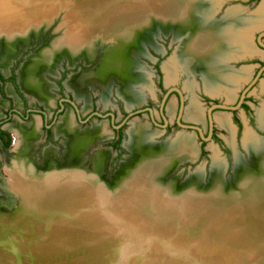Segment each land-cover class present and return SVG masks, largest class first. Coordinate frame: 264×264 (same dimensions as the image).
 <instances>
[{"label": "bare ground", "instance_id": "obj_1", "mask_svg": "<svg viewBox=\"0 0 264 264\" xmlns=\"http://www.w3.org/2000/svg\"><path fill=\"white\" fill-rule=\"evenodd\" d=\"M15 1L17 0H0V12L3 15H8L12 9L17 8ZM29 1L34 5V8H30V11L29 9L26 12L22 11L21 15L33 11L35 13L21 21H8V23L0 24V34L5 32L11 41L17 35L28 37L30 28H33L38 34L42 26H51L58 13L59 15L65 13L59 25L63 30L61 36L44 48L41 53L42 56L39 57L40 59L38 58L39 60L30 65L26 64L20 72L21 83L25 89L41 99L49 108L53 107V96L50 95L47 86L44 84L40 75L41 72L46 69L45 72L55 74L51 71V66L52 64L56 65L65 53H67L70 64H74L82 56V53H85L88 61L93 60L96 44L107 45L109 43L113 46L107 53L109 54L108 57L105 58L108 64L105 61L103 63L110 67L85 72V78L88 80L91 78L94 85L99 84L103 88L105 87L107 92L109 72L122 69L119 71L124 74L116 76L119 85L123 86V88L121 86L122 95L127 98L129 105L133 101L139 103L142 99L141 93L135 87H131V84L142 80L143 76L135 74L134 62H127L128 64L123 66L118 58L121 54L123 55L128 46L137 44L136 34L139 31H144V25H147L148 20L155 18V16L156 19L167 23L180 22V28L176 27V33L182 32L187 28L186 26L191 24L197 26L196 34L194 35V32L189 34L192 41L187 45L186 52L191 53L193 57L196 56L194 58L204 68L206 88L211 93L224 89L231 95L232 87L238 86L239 81L247 79L250 75L248 68L235 72L231 68L229 69V66H223L222 62L226 63L230 58H236V55L252 54L253 52H256L253 54L259 55L257 51L258 53L260 51L245 36L250 27L241 28L242 24L239 22L240 11L247 14V18L255 13L249 14L238 6L230 7L222 21L212 23L210 21L204 22L200 18V15L207 14L209 16L211 14L209 9H212L207 7L210 6L208 5L209 0H162V2L160 0H90L92 4L101 3V5L92 9L87 15L82 14V16H77L80 9L76 5V0ZM43 3H46L47 8L36 11ZM154 6L159 8H151ZM84 10L82 9L81 12L83 13ZM153 10H156V13L152 17ZM182 10L185 11V15L182 14ZM257 12L264 15V3ZM257 21V24L263 23L260 18ZM168 28L171 29V27H163L166 30ZM141 37L143 40L142 32L140 39ZM128 50L129 48L126 52ZM130 52L135 54L136 49H130ZM13 55L14 53L6 52L0 59V66H6ZM5 57L9 61H3ZM186 59L183 61L187 62L186 65L190 63L191 68V63L194 60L188 62ZM167 68L168 80L174 79L176 77L175 70L171 66ZM68 83L79 98L87 102L84 84L79 74L71 76L67 85ZM220 83L222 85H219ZM173 104L172 102L169 105L170 113L174 112L175 104ZM203 115V111L195 100L187 107V118L201 120ZM260 117L261 125L264 126V109L260 110ZM216 119L221 125L229 127L232 133L234 132L226 114L218 113ZM134 120L129 131L130 146L133 149L131 150L139 159L147 156L144 157L146 160H142L138 169L118 190H111L95 173H90L91 171L70 167L69 164L75 160L74 156L77 154V145L80 141H90L97 136L103 138L110 134L103 125L95 128L93 133L87 130L78 131L71 112L66 113L57 126L59 133H64L70 138L69 150L66 154V162L69 166L53 168L40 175L37 174L38 172L35 173L34 167L27 164L24 158L13 161L12 166L7 168L9 188L20 197L22 210L20 208V211H12L14 217L0 213V245L4 247V249L0 248V264H11L13 261H16V264H40L41 261L45 262L49 257H56V259L61 257L62 259L73 253L82 254L84 252H87L86 255L91 259L94 258L98 264L97 260L99 261L100 245L102 244L101 238L104 237V232L108 233V230L99 223L95 224L89 221L86 215H81L80 213H84L85 209L101 214H120V217L128 222L137 223L140 226L145 225L146 227L143 226L145 228L150 222L156 224V227H148L153 231L156 230L160 237L161 235L168 236L166 249L169 252L159 250L157 257L156 254L151 255L150 264H183L186 262L185 259L181 260L179 257L171 255V252L190 255L194 260H198L195 262H200V264H203V261H208L210 264H264V175L260 177L251 174L244 175L240 180L238 192L225 198L216 194H188L182 198H173L171 188L162 187L158 182V177L168 171L175 162L197 159L199 155L196 141L193 137L181 133L177 138H169L170 140L166 142L156 141L155 143L147 124L136 118ZM38 127L37 119L31 126H15L14 130L17 134L15 150L17 153H24V150L28 149L27 147L24 148V141L27 136L34 135L36 138ZM128 144L126 143L127 147ZM245 144L251 151H259V166L264 169V146L260 147L264 143L256 140L253 135L247 134ZM211 147L217 162L218 150L213 145ZM50 159L56 161L54 158ZM122 167L125 165L123 164ZM35 206L47 213L57 209L72 214L78 212L79 216L76 218L78 223L90 222L96 225L97 229L71 224L64 219H54L53 222L47 221L38 212L29 216L28 209ZM24 220L26 224L22 226ZM205 222L208 225H214L208 230L224 231L226 234L228 232L230 243L226 248L222 245V237H226L225 235L219 236L218 240L215 241L210 236L205 237L208 239L206 241L200 240L202 239L199 237L202 234V229L208 227ZM50 224H53L56 229L49 230L50 232L45 234V237L32 243L31 241L37 237L35 230L38 228L45 229ZM30 226L34 229L30 230ZM17 231H20L21 234L19 235ZM89 232H92L93 235H89ZM217 233L219 234V232ZM153 234L158 239V234L155 232ZM143 238L145 239V237ZM160 240L163 241L162 239L157 241L160 242ZM206 245L208 246L206 247ZM94 249H97V252L92 251ZM200 250L203 251L199 254ZM207 254H210L211 257ZM40 256L39 262L34 261L33 257ZM72 260L75 261L73 258Z\"/></svg>", "mask_w": 264, "mask_h": 264}, {"label": "rangeland", "instance_id": "obj_2", "mask_svg": "<svg viewBox=\"0 0 264 264\" xmlns=\"http://www.w3.org/2000/svg\"><path fill=\"white\" fill-rule=\"evenodd\" d=\"M160 2H162V0H160ZM250 2L251 0H247L246 2L234 1V0H230L229 2L225 0L223 2V6L219 8V11H217L216 14L213 16L214 19L213 22L218 23L223 20L226 13L225 10L228 7L238 4H241L242 8L247 13L248 12L252 13L253 11H256L254 12L255 14L253 13L254 14L252 15L253 17L248 14L251 18L250 17L247 18V14L240 11L239 22L240 24H242L240 26L241 28L243 27L246 28L248 26L250 27L248 34L245 36L252 42V45H254L257 50H260L259 53L257 51V54L260 55H255L253 58L251 59L249 58L246 60H238L239 55H236V58H232V59L230 58V60H227L226 63L223 62L221 63L225 67L229 66V69L231 68L232 71L235 72L243 71V69L245 68H248L249 70L248 71L250 74L249 77L247 79L239 81V83L237 84L238 86L232 87L231 95H229L228 92L224 89L215 93H211L207 90L206 77H205L206 74L203 71L204 68L202 67V65L198 64V61H196L195 59L196 56H194L195 57L194 58L191 53L188 54L186 52L187 46H185L186 45L185 42L188 40L189 34L191 33L192 30L187 29L186 31L184 30V32L182 31L181 33H176V27H171V29L168 28V30L163 29V27L162 28L152 27V28H148L147 31L146 30L141 31L142 36L144 37L143 40L142 37L140 39L141 32L140 31L138 32L136 38V40L138 41H136L137 44L135 45V47H133L136 49V53L131 54L130 52L131 54L130 61L132 63L134 62L135 74L136 75L141 74L143 76L142 80L135 81L134 83L131 84V87L133 88L135 87L137 91L141 93V97L142 95L145 97L142 103H139L135 106L141 108L143 104L148 103L150 101L151 103H153L152 105L153 108L155 109L156 118L159 121H161L160 114L157 111L158 104L160 102L161 97L163 96V93L161 92L160 89L159 90L157 89V85H156L157 80L160 79L159 73L161 74L162 82L165 89H169L171 86H178L183 90L186 108L194 100L199 105L200 109L203 111L204 114L209 108V106L213 103H216L217 100L220 101V103H225L228 105H236L242 92L246 89V87L249 86V84L255 78L256 76L255 74H257L260 68L262 67V65H264V56H263L264 50L259 48L255 44L256 38L258 37L259 33L261 31H264V15L263 14L261 15V13L257 12L258 9L264 3V0H257L256 2L252 1L251 3ZM15 5L17 6V8L12 9V11L8 14L11 17H9L8 15H3L2 12H0V24L8 23V21H15V22L21 21L27 18L28 16L32 15L33 13H35L33 11L29 14L21 15L22 11L26 12L28 9L30 11V8H34V5H32L29 0H17L15 1ZM76 5L80 9V12H77V16H82V14L87 15L89 12L92 11V9H95L98 6H100L101 3L92 4L90 0H76ZM46 8H47L46 3H43L36 11L44 10ZM151 8H159V7L154 6ZM82 9L83 10L85 9L83 13L81 12ZM153 12L155 14L156 10H153ZM184 12L185 11L182 10V14H184ZM64 15L65 13H60V15L58 13V15L53 20L51 26L40 28L39 29L40 31L38 32V38L36 37V35L35 37H31L30 39L31 44L26 49L24 48V44H22L23 42L19 44L16 43V46H18L19 51L22 54L19 58L12 60L13 63L11 62L12 64L11 66L17 68L18 71L17 76H18V80L20 81V85H19L20 89L25 95L29 104H31V106L32 105L36 106L40 104L44 105L45 103H43L38 97L32 95V93L26 91L25 86H23V84L21 83L22 81L20 79L21 77L20 69H22L20 68V65L22 64L21 67L24 66V64H26L27 62L26 57L36 56V55L38 56V54H36L35 51L39 49L43 51L45 47L49 46L52 43L53 40L61 36L63 30H61V27H59V25L61 24ZM258 18L262 19L263 23L257 24ZM30 29L32 30L33 28ZM30 29L29 32H31ZM19 38H23V37H19ZM262 40L264 41V36L262 37ZM103 45L104 44H96V49H95L96 52L94 55V59L92 58L93 60L88 61L85 53H82V56L75 62V65L73 67L69 63L67 54L65 53V55L62 56L60 60H58L59 61L57 63L58 67L52 64L51 71H55L56 69L55 67H57V71H59L60 73H62L63 69L68 70L67 76L69 75L74 76L79 74L80 78L85 82L84 88L85 90H87L89 94L90 105L92 106L93 103L95 106L98 107V109L101 112H104L109 108L113 109V111L117 115L116 120L118 121L121 119L120 110L122 108L127 109V105H126L127 98L125 99L120 92L119 89L120 85L116 80L117 74L115 73V70L109 72L110 73L109 74L110 76H108L109 85L106 88L107 92L105 91V87L102 90L101 85L99 84L94 85L92 83L89 84L87 80H84L85 72H89L97 68L100 69L103 67L102 69H104L108 67L105 63H103L105 61V55H106L104 50L107 49L108 46L106 45L103 46ZM3 48H5V46L3 45L2 42H0V55H2ZM14 50L15 49H13L12 47H9L6 49L5 53L9 52L13 54L15 52ZM260 57L262 59V62H260L258 59ZM6 59H7L6 57L3 58V61L7 62ZM183 59H186L188 62L194 60L191 63L192 67L190 68V63L187 64L188 65L187 66L186 65L187 62L183 61ZM33 62L34 61H30L27 65H30ZM169 66H171L175 70V76H176L174 79L171 80H168L169 73L167 67ZM201 69L202 71L200 72ZM45 70L46 69H44V71L41 72L40 75L42 76L44 84L47 86L49 92H51L52 95L54 96L53 110L47 109L48 112L50 111L51 114V112L54 111L57 107L56 102L58 100V93H57L58 90L55 88V82L57 81V78L60 75L58 76V74H51L50 72H45ZM8 72L9 71H7L6 73ZM116 72L118 74L121 73L119 71ZM67 76L66 79L69 78ZM69 83L67 85L65 82L66 85L65 92L71 94L74 97V100L80 106L83 115L86 116L90 112V109L86 110L85 112L83 111L84 105L85 107L89 106V105L87 106L88 104L87 95H86L87 102H85L84 99L79 98L75 90L69 86ZM10 85L11 84L8 83L5 87L6 96H2L0 94V118L5 117V112L7 109L10 108L11 103L14 104L15 108L24 111L23 106L20 105L22 104L21 99L16 95L15 91L11 88ZM219 85L222 84L220 83ZM246 96L248 98V105H249L248 111H245L243 109H237V111L233 113V111L217 110L215 113L214 125L222 143L224 144L228 152L226 151L224 152L223 149H221V147L217 143L213 141H209L206 144L205 143L203 144V146H205L203 150L206 151L205 156L204 154L201 155L200 154L201 141L196 135L195 131H190L186 128H181V127L179 128L173 124L172 125L173 129H171L168 133H166L165 129H163L160 126L154 125L151 122L147 112H145L143 115L136 116V118H139V121H143L147 124L149 128V132L153 134L155 143L156 141L166 142L167 140H170L169 138L171 139L177 138L181 133L193 137L194 140L196 141L199 156L197 159L195 158L196 160L191 159L195 161L184 160L181 162H175V164L172 167H170L168 171L164 172L158 177V182L159 184H161L162 187L171 188L170 191L172 194L171 196H173V198H182L183 196L188 194H197V195L216 194L219 197L223 196L225 198L238 192L240 180L244 175L246 176L251 174L252 176L255 177H260L261 175H264V169H261V167L259 166V157H260L259 151L253 152L245 144V137L247 134L253 135V137L256 140H259L260 142L264 143V126L261 125V117H260V110L264 109V73L261 75L260 79H258L249 88V90L246 93ZM169 101L170 104L172 102L175 104L174 112L170 113L169 110L167 112L168 120L171 123H173L175 121L176 111L178 106L177 96L173 94ZM129 109L131 108H128V110ZM66 110L67 111L65 113H62L59 116L58 123L62 120V117L66 113H68L69 110L71 111L73 117H75V114L71 109V107L67 106ZM218 113H223L227 115L229 122H231L232 131H234L233 133L231 132L229 127H225L218 122V120L216 119V114ZM204 116L205 115H203V118L201 120H192L186 117V112H184L183 114V118L187 122L194 121L198 125H200L203 128L204 135L206 136L208 123L204 118ZM36 119L38 120V126H39L37 129L38 130L37 137L35 138L34 135L27 136L24 141L25 144L24 148L27 147L28 149L24 150L25 154L17 153L14 145V141L17 138V134L14 130L15 126H21V125L31 126L32 123L36 121ZM133 119L134 118H132L131 121ZM74 121L76 122V127L78 131L87 130L90 133H93L95 128L103 125L108 130V133L113 132L112 125L110 124L108 119H98L96 117H93L91 121H89L86 124L78 123L75 119ZM58 123L55 124L53 128L54 137H53V141L51 142L46 141L44 138L42 131V120L39 114L31 115L30 118L26 120H21L20 117H18L16 114H13L12 119L8 120L1 126V128L11 133L13 139V143L10 147H5L0 141V213L1 214H6L7 216H9L12 215V211L13 212L15 210L20 211L21 208L20 206V204L22 203L21 199L20 197H15V193H12V190L9 188V181H8L9 174L7 172V168H10L12 166L13 161L15 159L24 158L27 164H31L34 167L35 173L38 172L37 174L40 175L50 169L64 168L69 165H71L70 167L82 168L89 172L91 171L90 173H95L98 176V178L101 179V181L105 182L111 190H118L119 188H121L124 185V182L132 176L135 170L138 169L142 160L143 159L146 160V158L144 157H146L147 155L139 159L133 154L132 152L133 149L130 146L131 140L130 141L128 140L129 136L126 134L125 131V139H124L125 148L123 155L121 157L119 156L116 157L115 152L112 151L109 145L106 143L107 141H109L108 139L109 137L107 139H103L97 136L90 141L87 140L80 141L77 145L78 147L77 154L76 156H74L75 160L74 162H72V164L68 165L66 162V154L69 150L68 142L70 141V138L66 134L59 133L58 130L56 131ZM130 126L131 124L128 125L126 130H128ZM126 141L129 142L128 147L130 149L125 145ZM211 145H213L218 150L219 154H218L217 162L215 161V157L211 149L212 148ZM262 146L264 145L261 144L260 147ZM50 158H54L56 161H53ZM132 161L133 163L131 164ZM123 164L125 165V167H122ZM101 165H103L102 168ZM27 212L28 214H30L29 216H32L33 214H36L38 212L40 215H42L44 220L47 221L50 220L51 222L55 221L54 219H59V220L64 219L69 221V223L71 224L82 225L90 229H94V228L97 229L96 225L90 222L89 223L87 222L85 224L78 223L76 221L77 220L76 218L79 216L78 212L72 214V213H66L62 209H57L54 212L47 213L45 211H41L36 206L33 208H29ZM80 214L86 215L89 221H92L95 224L99 223L108 230V233L104 232V237L101 235L102 244L100 245L101 252H100V256L98 257L99 261L97 260V262H99L98 264H150L151 255L156 254L157 257L159 250H165V251L167 250L169 252V250L166 249L167 247L166 242L168 241L167 238L168 236L161 235L160 237L159 233L156 230L153 231V229L151 228L156 227V224H153L152 222H150L149 225L147 224L151 228H149L148 226L147 228H145L146 227L145 225L140 226V224L128 222L127 220L120 217L121 216L120 214H116V213L108 215V213L101 214V213H96L93 210L85 209V212ZM11 217L14 216L12 215ZM119 218L120 220H118ZM25 224L26 222L24 220L22 226H24ZM205 225H208V223L205 222ZM211 226L213 227L214 225L210 224L208 225V227H204L202 229V234L201 236H199L202 239L200 238L199 239L206 241L208 239H205V237L208 238V236H210L213 238V241H215L218 240L217 238L219 236L225 235L226 237L224 236L222 237L223 238L222 245L226 248L230 243L228 232L226 234L224 231H216L212 229L208 230V228H211ZM29 229L32 230L34 229V227L32 228V226H30ZM54 229H56V227L53 224L52 225L50 224V226H47L45 229L38 228L37 230H35L36 232L35 235L37 234V237L36 239H33L31 242L35 243L38 240H41L43 237H45V234L50 232L49 230H54ZM17 232L19 233V235L21 234L20 231ZM154 232L158 234L159 236L158 239L153 234ZM217 232H219V234ZM88 234L93 235L92 232H89ZM143 237H145V239ZM137 238L139 239V242H137L138 240ZM159 239H162L163 241L161 240L160 242L157 241ZM137 244L138 247H136ZM207 246L208 245H206V247ZM0 248L4 249L2 245H0ZM92 251L97 252V249H94ZM202 251L203 250H200L198 253L200 254ZM84 253L82 254L73 253L62 259L61 257H59V259H56V257L55 258L49 257L46 259V261L48 262L41 261L40 264L42 262H44L42 264H61L63 262H64L63 264H72L74 261L72 260V258L75 259L74 264L76 262H77L76 264H81V263L84 264L86 262H87L86 264H90V263L97 264L94 258L91 259L88 255H86L87 252ZM171 255L177 256L181 260L185 259L186 264H198V263L200 264V262H195L196 259L194 260L190 255H182L180 253L177 254L176 252H171ZM207 255L211 257L210 254ZM207 257H205V259L208 260ZM33 258L34 261L39 262L41 256L33 257ZM11 264H16V261L11 262ZM203 264H210V263H208V261L207 262L203 261Z\"/></svg>", "mask_w": 264, "mask_h": 264}, {"label": "flooded vegetation", "instance_id": "obj_3", "mask_svg": "<svg viewBox=\"0 0 264 264\" xmlns=\"http://www.w3.org/2000/svg\"><path fill=\"white\" fill-rule=\"evenodd\" d=\"M253 2L257 1V0H252ZM251 1V2H252ZM230 2V1H229ZM242 2H246V1H242ZM250 2V3H251ZM259 48L263 49L264 50V47L260 46L258 44V41H257V38H256V43H255ZM260 52V51H259ZM260 55V54H259ZM263 55V54H262ZM264 56V55H263ZM257 59V57H256ZM260 62H262V59L261 57L258 58ZM7 61H9L8 59H6ZM13 63V62H12ZM58 63V62H57ZM57 63H56V66H57ZM12 65V64H11ZM10 65V68H9V74H5L3 71H2V66H0V94L2 96H6V92H5V87L6 85L9 83L11 84V88L15 91L16 95L21 99V102L24 108V111H21V109H18V108H15L14 107V104L11 103L10 105V108L6 110L5 112V117L4 118H0V131H7L3 128H1V126L7 122L8 120H11L12 119V115L13 114H16L18 117H20L21 120H26V119H29L31 115H34V114H39L41 116V120H42V131H43V135H44V138L46 141H53V137H54V133H53V128L55 126V124L58 123V118L59 116L62 114V113H65L67 110V106L71 107V109L73 110L74 114H75V117L74 119L78 122V123H81V124H86L88 123L89 121H91V119L93 117H96L98 119H108L110 124L112 125V129H113V132H111L109 135H107L106 137H103V139H109V141H107L106 143L109 145L110 149L112 151L115 152V155L116 157H121L123 155V152H124V139H125V131H126V134L129 136V141H130V133H129V129L132 127V124H133V120L136 118V116H139V115H143L145 112L148 113L149 115V118L151 120V122L154 124V125H157V126H160L162 127L163 129H165L166 133H168L172 128V125L174 124L175 126L177 127H181L179 124H178V115H179V112H180V107H181V97L180 95L176 92V91H172L170 92V94L168 95V97L166 98V101L163 105V108L161 109L162 107V101H163V98L164 96L166 95V93L169 91V89L171 88H174V87H178V86H171L169 89H165L164 88V85H163V82H162V77H161V74L159 73V80H157V89L161 90V92L163 93V96L161 97L160 99V102L158 104V109L157 111L159 112L160 114V118H161V121H159L156 116H155V109L153 108V103H151L150 101L148 103H145L143 104V106L141 108L135 106L139 103H142L145 99V97L142 95V100L137 103V101H133L131 105L128 104L127 100H126V105H127V109L125 108H122L120 111H121V119L120 120H116L117 119V115L116 113L113 111V109L109 108L107 110H105L104 112H101L97 106H95L93 103H92V106L90 105V98H89V94L87 92V90H85V96L87 95L88 97V104L87 106L88 107H85V105L83 106V111L85 112L86 110H89L90 109V112L84 116L82 111H81V108L80 106L78 105V103L74 100V97L71 95V94H68L65 92V82L67 84L69 78L66 79V76H67V73H68V70H65L63 69L62 73H60L59 71H57V67H55V71H53L55 74H58V78H57V81L55 82V88L58 90V100H57V107L54 111L51 112L50 114V111L48 112L47 109H51L53 110V107L49 108L46 104L44 105H36V106H31V104H29V102L27 101L25 95L23 94V92L21 91L20 89V81L18 80V71H17V68H15L14 66H11ZM22 65V64H21ZM20 65V68H23L21 67ZM263 66V65H262ZM12 67V68H11ZM18 68V69H20ZM21 70V69H20ZM264 72H262L263 74ZM261 74V75H262ZM141 76V74H138ZM256 75V74H255ZM70 76V75H69ZM67 76V77H69ZM73 76V75H72ZM84 79V78H83ZM260 79V78H259ZM77 80H80V79H77ZM82 80V79H81ZM84 80H87V82L90 84L92 83L91 81H93L91 78L88 80L87 78H85ZM83 84L85 85V82L82 80ZM93 84V83H92ZM109 85V83H108ZM136 85V84H135ZM121 86L119 87L120 89V92H121ZM102 87V86H101ZM180 88V87H178ZM181 89V88H180ZM102 90H103V87H102ZM182 90V89H181ZM27 91V90H26ZM183 91V90H182ZM28 92V91H27ZM30 93V92H29ZM50 95H52L51 92H49ZM122 94V92H121ZM175 94L177 96V102H178V106H177V111H176V117H175V121L173 123H171L168 118H167V112L169 110V104H170V98L171 96ZM33 95V94H32ZM183 95H184V92H183ZM53 96V95H52ZM37 97V96H36ZM54 97V96H53ZM86 97V98H87ZM124 97V96H123ZM241 97V96H240ZM125 98V97H124ZM126 99V98H125ZM41 100V99H40ZM69 100H72L75 102L76 105H73L71 102H69ZM240 98L238 99L237 103L239 102ZM42 101V100H41ZM43 102V101H42ZM176 102V101H175ZM44 103V102H43ZM53 103H54V99H53ZM216 103H220V101H216ZM216 103H213V104H216ZM236 103V104H237ZM54 105V104H53ZM212 105V104H211ZM210 105V106H211ZM135 106V107H134ZM209 106V107H210ZM246 106L249 107L248 105V98L247 96H245L244 98V101L243 103L241 104V107L239 109H243L245 111H248L249 108H247ZM128 108H131L128 110ZM147 108H151L152 111H153V114L150 113L149 110H147ZM32 109H37L36 111H33ZM62 109V110H61ZM139 109H144L145 111L144 112H140V113H136L135 115L133 116H130V112L132 111H136V110H139ZM175 109V108H174ZM186 107H185V98H184V112H186ZM208 110V109H207ZM217 111V110H215ZM223 111V110H222ZM233 113L237 110H232ZM68 112H71L70 110ZM96 112L98 113H101L105 116H99L96 114ZM183 112V114H184ZM204 118L206 119L207 123H208V129H207V132H206V136L209 135L210 133V125H209V119H208V111L205 112L204 114ZM234 115V114H233ZM134 118L132 121L131 119ZM139 120V118H136ZM85 121V122H83ZM135 121V120H134ZM181 122L185 123V124H190V125H196V126H199L201 127L200 125H198L196 122H187L183 116L181 118ZM238 123V122H237ZM131 124L130 128L128 130H126V128L128 127V125ZM239 124V123H238ZM75 125H76V122H75ZM106 125V124H105ZM118 126V127H116ZM241 126V125H240ZM239 126V128H240ZM183 128V127H181ZM202 128V127H201ZM203 129V128H202ZM188 130L190 131H195L196 135L198 136V138L200 139L201 141V147H200V154L202 155L203 154V148L205 146H203V144L207 143L206 141H204L202 139V137L200 136L199 134V131L197 129H191L189 128ZM57 131V129H56ZM85 131V130H83ZM8 133H10L9 131H7ZM11 134V133H10ZM154 139V138H153ZM127 140V141H128ZM155 140V139H154ZM220 137L217 133V130L215 128V125L213 126V132H212V140L213 142L217 143L221 149H223V151L225 150V146L224 144L220 141ZM0 141L2 142V144L5 146L4 144V138H0ZM125 142V145L126 143H129V142ZM13 143V141H12ZM10 147V146H9ZM225 152V151H224Z\"/></svg>", "mask_w": 264, "mask_h": 264}, {"label": "water", "instance_id": "obj_4", "mask_svg": "<svg viewBox=\"0 0 264 264\" xmlns=\"http://www.w3.org/2000/svg\"><path fill=\"white\" fill-rule=\"evenodd\" d=\"M209 1H211V0H209ZM208 1V5H210V6H207V7H209V8H211L212 10H210L209 9V11H210V13L211 14H209V16L207 15V14H204V15H200V18H202L201 20H203L204 22L205 21H210V22H212L213 23V21H214V19H213V16L216 14V12L217 11H219V8H221L222 6H223V2L225 1V0H214L213 2L211 1V2H209ZM227 1H230V0H227ZM234 1H247V0H234ZM233 6H238V7H240V8H242V5L241 4H238V5H233ZM233 6H230V7H233ZM230 7H228L225 11H226V13H225V15H227V13H228V11H229V9H230ZM243 9V8H242ZM254 12H256V11H253L252 13H254ZM249 14H250V12H249ZM155 14H152V17L154 16ZM160 18H162V16H159ZM194 24V23H193ZM44 26H42L41 28H43ZM144 27H145V30H147L148 29V27H179L180 28V22H170V23H167V22H164V21H162V20H160V19H156V16H155V18H153V19H151V20H148V23H147V25H144ZM187 28L186 29H184V30H187V29H191L192 31H191V33L193 34V32H194V35L196 34L195 33V30L197 29L196 27V25L194 24V25H189V26H186ZM166 30V29H165ZM184 30H182V31H184ZM31 32L29 33V36L28 37H23V38H19V37H22V36H19V35H17V37H15L14 39H13V41H11V39L8 37V35L5 33V32H3V33H1L0 34V42H2L3 43V45L5 46V48H3V51H2V55H0V59H1V57L2 56H4V54H5V51H6V49L7 48H9V47H12L13 49H15V52H14V55L11 57V60H10V62L6 65V66H4V67H2V71L5 73V74H9V66L11 65V62H12V60L13 59H17V58H19L20 56H21V52L19 51V48H18V46H16V43H21V42H23L22 44H24V48L26 49L31 43H30V39H31V37H35V35H36V37L38 38V34H36V32L34 31V29H32V30H30ZM40 31V30H39ZM180 33H181V31H180ZM136 35H138V34H136ZM264 36V31H261L260 33H259V35H258V37H257V41H258V44L260 45V46H262V47H264V41L262 40V37ZM189 40V41H188ZM188 40L185 42L186 43V45L185 46H187V45H189L190 44V42L192 41L191 40V37H190V35H189V38H188ZM18 41V42H17ZM184 43V44H185ZM116 45V44H115ZM135 45L136 44H134V45H131V46H128L127 47V49L129 48V52L127 51L126 52V50L123 52V55L121 54L120 55V57L118 58L119 60H120V62H121V64H123V66L124 65H126V64H128L127 62H130V49H133V47H135ZM103 46H105V44L103 45ZM106 46H108V48L107 49H105L104 51H105V58H107L108 57V55L109 54H107L108 52H110V50L112 49V46H113V44H107ZM124 49H125V47H123ZM126 52V53H125ZM35 53L36 54H38V56L36 55V54H34V55H36V56H28V57H26V64H28L30 61H36V60H39L40 58L39 57H41L42 56V50L41 49H39V50H37V51H35ZM67 54V53H66ZM32 55V54H31ZM255 56V54H250V53H248V54H242V55H239V59L238 60H246V59H251V58H253ZM39 58V59H38ZM109 59V58H108ZM105 62H106V64H108L107 62V60H105ZM26 64H24V66L26 65ZM75 65V62H74V64H71V66L73 67ZM250 66V65H249ZM23 67V66H22ZM108 67H110V66H108ZM112 67H114V66H112ZM119 70H122V69H119ZM119 70H117V71H119ZM7 71H9L8 73H6ZM120 72V71H119ZM262 72H264V65L260 68V70L258 71V73L256 74V76H255V78L252 80V82L249 84V86L248 87H246V89L242 92V94H241V97H240V100H239V102L236 104V105H228V104H225V103H216V104H212L209 108H208V119H209V125H210V133H209V135L208 136H205L204 135V131H203V129L201 128V127H199V126H196V125H190V124H185V123H183V122H181V118H182V116H183V112H184V95H183V91L180 89V88H178V87H174V88H171V89H169V91L166 93V95L164 96V98H163V101H162V107H161V109L163 108V105H164V103H165V101H166V98L168 97V95L170 94V92H172V91H176L179 95H180V97H181V102H182V104H181V107H180V112H179V115H178V124L181 126V127H183V128H186V129H189V128H193V129H197L198 131H199V134H200V136L202 137V139L204 140V141H206V142H209V141H211L212 140V132H213V126H214V113L216 112L215 110H223V111H232V110H237V109H239L240 107H241V104L243 103V101H244V98H245V96H246V93H247V91L249 90V88L261 77V74H262ZM115 73L118 75V73L115 71ZM122 74H124V73H119V75L121 76ZM72 75H70L69 76V78L71 77ZM69 102H71L73 105H76L75 104V102L74 101H72V100H69ZM33 111H36L37 109H32ZM62 110V109H61ZM147 110H149L150 111V113L151 114H153V111H152V109L151 108H147ZM145 110L144 109H139V110H136V111H132V112H130V116H133V115H135L136 113H140V112H144ZM96 114L97 115H99V116H105V115H103V114H101V113H98V112H96ZM83 122H85V121H83ZM116 127H118V126H116ZM14 145H15V141H14ZM13 193V192H12ZM15 197H18L16 194H15Z\"/></svg>", "mask_w": 264, "mask_h": 264}, {"label": "trees", "instance_id": "obj_5", "mask_svg": "<svg viewBox=\"0 0 264 264\" xmlns=\"http://www.w3.org/2000/svg\"><path fill=\"white\" fill-rule=\"evenodd\" d=\"M252 1V0H251ZM247 108H249L248 106H246ZM239 122V121H238ZM0 138H4V144H5V147H9L12 145V135L10 133H8L7 131H0ZM221 141V140H220ZM222 142V141H221ZM226 152H228V150L225 148ZM203 154L205 156L206 154V151L203 150Z\"/></svg>", "mask_w": 264, "mask_h": 264}]
</instances>
